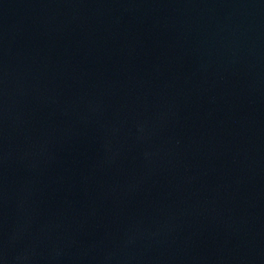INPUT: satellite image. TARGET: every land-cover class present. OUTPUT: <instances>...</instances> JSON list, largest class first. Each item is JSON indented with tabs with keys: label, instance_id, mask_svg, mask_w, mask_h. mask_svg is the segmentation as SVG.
<instances>
[{
	"label": "water",
	"instance_id": "water-1",
	"mask_svg": "<svg viewBox=\"0 0 264 264\" xmlns=\"http://www.w3.org/2000/svg\"><path fill=\"white\" fill-rule=\"evenodd\" d=\"M0 264H264V0H0Z\"/></svg>",
	"mask_w": 264,
	"mask_h": 264
}]
</instances>
